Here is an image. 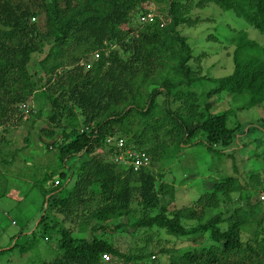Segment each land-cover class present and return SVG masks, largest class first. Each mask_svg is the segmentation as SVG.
I'll return each instance as SVG.
<instances>
[{
  "label": "trees",
  "instance_id": "obj_1",
  "mask_svg": "<svg viewBox=\"0 0 264 264\" xmlns=\"http://www.w3.org/2000/svg\"><path fill=\"white\" fill-rule=\"evenodd\" d=\"M147 3H164L165 9H159L160 14L156 8L141 10ZM209 4L232 11L264 34V0H0V125L23 111L30 112H25L27 120L34 124L43 113L42 108L34 109L35 104L45 106L51 124L64 117L56 134L45 131L47 138L58 134L46 147L57 151L60 168L47 172L37 184L47 204L36 226L45 241L56 233L61 255L37 264H106L104 256L123 264H159L144 248L138 254L122 253L114 242L96 236L98 229L104 234L105 224L123 229L122 219L136 230L155 227L178 238L208 234L207 243L182 253L160 249L168 256L167 264H264V227L257 228L252 242L243 243V220L220 226L226 213L192 227L182 225L184 215L193 218L194 209L175 207L174 186L158 182L151 169L152 161L180 153L182 146L217 152L237 145L236 130L228 124L232 108L212 112L210 104L200 107L197 102L196 85L210 78L191 67L194 56L188 38L178 30L196 22L190 18L193 8ZM149 13L153 20L141 21ZM229 42L234 44L232 72L211 78L216 86L205 94L226 92L236 97L231 100L235 109L263 104L264 47L246 32H237ZM35 54L44 55L36 69L31 65ZM140 76L142 85L161 79L146 99L135 98L137 89L133 97ZM158 95L164 96L163 109L155 101ZM245 96L248 101L241 105ZM242 127L238 125L239 132ZM198 133L202 138L191 142ZM114 138L123 139L148 165L135 172L114 163L116 150L107 143ZM71 176L75 184L67 190L65 182ZM233 184L231 177L219 180L198 203H208L218 193L228 195L236 189ZM133 203L140 212L136 218L130 209ZM233 209L247 216L245 208ZM196 217L202 219V213ZM88 228L91 238L83 235ZM202 241L201 236L194 243Z\"/></svg>",
  "mask_w": 264,
  "mask_h": 264
},
{
  "label": "rangeland",
  "instance_id": "obj_2",
  "mask_svg": "<svg viewBox=\"0 0 264 264\" xmlns=\"http://www.w3.org/2000/svg\"><path fill=\"white\" fill-rule=\"evenodd\" d=\"M157 4L147 3L142 6L141 10L150 7L156 8L159 13V9H165L164 3ZM190 18L197 20L194 23L180 26L178 30L181 35L188 38V44L194 56L190 62L191 67L194 70L199 68L201 75H207L210 78L196 85L195 90L199 95L197 102L200 107L204 103L210 104L212 112L232 108L228 124L230 128L236 130L234 144L237 145L232 144L226 151L218 149L217 152L208 151L199 145L182 146L180 153L152 161L151 169L158 182L174 186L173 204L175 207L194 209L193 218L186 219L184 215L182 225L192 227L204 223L217 213H226L224 216L226 221L223 220L220 226L226 227L229 222L241 219L243 220L240 231L241 240L243 243L252 242L257 228L264 227V103L250 109L237 108V110L235 106H232L231 101L232 97H236L228 96L226 92L211 96L205 93L216 86L211 78H223L232 72L231 59L234 44L229 42L230 39L237 32H246L250 40L264 47V34L250 27L246 21L237 17L232 11L224 12L214 4L201 9L193 8ZM43 57L44 55H33L32 67L36 69V63H39ZM93 57L95 59L94 55ZM163 62H167V59ZM160 67L163 69L161 65L157 68L160 69ZM164 71L167 73V70ZM167 75L170 78L173 77L170 71ZM141 81V76L135 80L133 97L139 91L135 98L141 95L143 99H146L150 90L161 83V79L149 81L143 85ZM133 97H128V99ZM135 98L134 101H136ZM248 98V96L241 98L240 104L244 105ZM155 101L162 109L164 108L163 95H158ZM20 106L18 107L21 110ZM37 108H42L43 113L39 119L34 118V124L27 120L29 115L27 113L30 112L23 111L27 113L18 112L10 123L0 125V264L52 262L61 255L56 233L51 236L50 240L45 241L41 230H36V226L47 204L37 184L39 181L42 182L47 172L58 171L60 168L57 151L47 149L46 145L59 138L58 134H55L58 125L60 127L63 125L64 117L59 124H51L46 118L45 106L35 104L34 109ZM131 122H133V128L138 127L134 120ZM239 124L243 126L240 132ZM248 129H250L249 132ZM46 130L48 132L53 130L52 133L55 134L47 138ZM200 138L202 134L198 133L191 139V142ZM244 143L246 146H242ZM96 153L100 154L102 150L98 149ZM63 171L66 170L63 169ZM75 176H71L65 182L67 190L74 187ZM225 177L233 178V186L236 189L230 191L228 195L218 193L214 200L208 203H198L201 197L209 195L213 191V186ZM233 208L240 210L245 208L247 216L239 214L238 216ZM130 209L133 218L140 215L136 203L131 204ZM87 213L88 211L85 214ZM198 213H202V219L196 217ZM119 223L124 225L123 229L116 228V224H105L103 225L106 228L103 231L104 234L101 235V230L98 229L96 236H104L114 242L122 253L129 251L130 254V250H133V254H138L139 250L144 248L149 255H155V261L159 264L168 263V256L159 253L162 248L182 253L190 247H197V244L207 243L205 241L208 237L207 233L178 238L155 227L136 230L129 227L127 219L119 220ZM93 224L94 222L90 226ZM65 226L69 227V225ZM83 235L87 238L92 237L89 228ZM201 236L203 241L194 243V240L198 241ZM105 262H108L106 264H123L112 257ZM144 263L153 264L148 260Z\"/></svg>",
  "mask_w": 264,
  "mask_h": 264
},
{
  "label": "built area",
  "instance_id": "obj_3",
  "mask_svg": "<svg viewBox=\"0 0 264 264\" xmlns=\"http://www.w3.org/2000/svg\"><path fill=\"white\" fill-rule=\"evenodd\" d=\"M154 16L152 13H149L145 16H143L141 18V21L143 22H151L153 20ZM95 57H97L95 55ZM107 143L108 144H114L115 146H117V148L120 150L124 147V141L122 139H119L117 141H114L112 139H108L107 140ZM127 159H123L124 162H129L132 166H133V169L135 171H138L142 166H146L147 165V162L142 160L138 155H136L135 153L133 152H130V151H127ZM129 160V161H127ZM57 184V182H56ZM104 259L105 260H109V256H104Z\"/></svg>",
  "mask_w": 264,
  "mask_h": 264
},
{
  "label": "clouds",
  "instance_id": "obj_4",
  "mask_svg": "<svg viewBox=\"0 0 264 264\" xmlns=\"http://www.w3.org/2000/svg\"><path fill=\"white\" fill-rule=\"evenodd\" d=\"M215 96V95H214ZM23 106L24 105H22L21 106V108H22V110H26V108H23ZM32 107H33V105H32ZM119 139H121V138H114V139H112V140H114V141H117V140H119ZM123 140V139H122ZM124 141V140H123ZM108 146H109V148L110 149H115L116 150V153H117V155H116V157L115 158H113V161H114V163H120V167H123V168H126V169H132L133 171H135L134 169H133V166L129 163V162H124L123 161V159H127V151H130V152H133V150H132V148H130V147H126V145H125V141H124V147L122 148V149H118L117 148V146H115L114 144H108ZM134 153V152H133ZM112 156V155H111ZM106 158H107V161H109V162H112V160H111V157H109V155H107L106 156ZM144 160V159H143ZM127 161H129V160H127ZM144 161H146L147 162V165H148V161L147 160H144ZM146 165V166H147ZM139 171V170H138ZM136 172V171H135ZM56 182H57V184H56ZM58 180L57 181H55L54 182V185L56 186V185H58ZM152 258H154V256L152 257ZM104 259V258H103ZM104 261H108V260H105L104 259Z\"/></svg>",
  "mask_w": 264,
  "mask_h": 264
}]
</instances>
